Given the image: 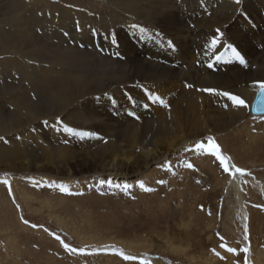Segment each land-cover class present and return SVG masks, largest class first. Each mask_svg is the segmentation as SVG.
Listing matches in <instances>:
<instances>
[{
  "label": "rangeland",
  "instance_id": "rangeland-1",
  "mask_svg": "<svg viewBox=\"0 0 264 264\" xmlns=\"http://www.w3.org/2000/svg\"><path fill=\"white\" fill-rule=\"evenodd\" d=\"M51 1L55 4L50 2L46 7L40 0L29 4L23 0H0V34L7 33L10 43L15 44L14 49L0 54V118L10 113L13 121H23L15 115H24L29 105L48 101L56 108L61 98L69 101L75 88L82 84L77 80L90 69L107 77L126 65L132 69L133 62L149 61L168 72L160 86L156 81L133 79L102 91L95 89L69 101L53 116L48 114L19 128L13 125L14 129L0 135L3 138L0 139L1 166L22 157L42 156L56 147L61 150H55L59 152L56 153L58 160L65 161L75 155L71 162L78 160L79 163L85 155L105 150L109 139L118 143L124 155L139 154L150 149L139 143L140 134L154 129L178 105L181 108L191 105L189 108L198 113L209 110L223 112V116H237L227 129L188 139L164 159L152 162L147 170L133 176H106L90 166L94 163L92 159L85 164L80 162L74 175L1 170L0 179L10 182L11 191L9 185L0 183V264H142L145 260L150 264H252L250 253L259 264H264V188L260 190L247 179L253 176L264 186V116L250 117L252 95L248 100L243 94L245 88L256 92L257 82L262 80L235 83L245 71L252 74L250 70L264 69V0H241L238 5L235 0H203V3L201 0H146L138 3V7L155 8L160 14L169 10L180 27L178 34L157 25V21L147 23L136 15H129V21L121 22L120 15L107 12L108 17L103 16L105 21L101 19L104 23L94 20V25L88 27L81 21L83 35L80 36L78 22L73 20L77 26L67 13L76 11L83 17L97 15L112 7L110 0ZM48 10L51 15H47ZM216 18L222 21L223 27L216 26ZM205 26L209 32L213 26L223 32V40L216 48L210 47L212 37H208L215 34L208 35V32L206 37L203 34ZM165 40H171L175 48L169 47ZM225 43L232 44L246 63L241 64L223 46ZM221 53L223 58L217 60ZM92 75L93 81L101 80ZM218 76L231 78L234 85L227 90L209 89L240 96L246 101L244 111L234 103L229 106L228 97L222 94L203 91L210 77ZM149 93L159 96L166 104L149 99ZM221 102L224 107L220 106ZM105 109L109 115H101ZM60 122L78 132L94 135L64 132ZM78 122L88 125L82 128ZM95 125L100 126L91 129ZM121 133L126 136L122 138ZM208 137L219 145L222 155L229 157L236 167L245 169L246 174L233 176L231 171L225 172L219 160L208 151ZM197 142H205L206 147L197 150ZM188 164L193 167H187ZM140 182L153 190L142 189ZM60 184L69 191H61ZM125 184L131 186L126 191ZM233 187L238 189V195ZM240 206L247 213L248 240L243 236ZM25 220L29 223H24ZM65 244L69 247L65 248ZM248 246L251 251L243 252ZM228 248L237 251L229 252ZM125 255L137 259L126 260Z\"/></svg>",
  "mask_w": 264,
  "mask_h": 264
},
{
  "label": "bare ground",
  "instance_id": "bare-ground-1",
  "mask_svg": "<svg viewBox=\"0 0 264 264\" xmlns=\"http://www.w3.org/2000/svg\"><path fill=\"white\" fill-rule=\"evenodd\" d=\"M25 2H27V4L34 2V1H38V0H23ZM43 3H46L45 0H40ZM146 2V0H110L112 7L108 10H103L102 13L97 14V15H91L88 16L85 14V17L81 16V14H78V12L76 11H70V13H67V17H71L72 21L76 20L79 24V35L80 36L82 34V22L84 20V24H86L88 27L89 25L93 24L92 22L94 20H97V22H99L101 19L104 20L103 16L108 17V13L110 15H120L121 18L119 20H124V21H129V15H136L140 18H142L144 21H146L147 23H155V21H157V25L159 26H163V28L167 29L168 31H170V29H173L174 31H178V32H174V33H179L180 31V27L177 23L174 22L173 18H172V14L171 12L166 11L165 14H160L159 11H156L158 9L152 8V9H148L145 8L143 5H141L140 7H138V3L141 2ZM152 1V0H150ZM154 1V0H153ZM165 1V0H164ZM206 1V0H205ZM213 1V0H212ZM50 2L52 4H55V2H52L51 0H48V3L50 4ZM109 2V3H110ZM191 2V1H190ZM208 2V1H207ZM228 2V1H227ZM232 2V1H231ZM245 2V1H244ZM247 2V1H246ZM253 2V1H252ZM46 3V7L49 6V4ZM230 3V1H229ZM234 3V2H233ZM186 4V3H185ZM197 4V3H196ZM206 4V3H205ZM12 5V4H11ZM43 5V4H42ZM202 5V4H201ZM204 5V4H203ZM238 5V4H237ZM248 5L245 4V6ZM250 5V3H249ZM91 6V5H90ZM187 6V4H186ZM193 6V4H192ZM195 6V5H194ZM234 6V5H232ZM244 5H242L243 7ZM244 6V8H245ZM258 6V5H257ZM54 8H56L57 6H53ZM209 7V6H208ZM229 7V6H228ZM231 7V6H230ZM236 8V4L234 6ZM259 7V6H258ZM157 8V7H156ZM160 8V7H159ZM232 8V7H231ZM234 8V9H235ZM248 8V7H247ZM261 8V7H260ZM18 9V8H17ZM48 9V8H47ZM78 9V8H77ZM121 10V12L123 11L124 13H120L117 11ZM195 9V8H194ZM249 9V8H248ZM251 9V8H250ZM249 9V10H250ZM67 10H76L74 8H67ZM93 10V9H92ZM186 10V9H185ZM228 10V9H227ZM3 11V10H2ZM79 11V10H78ZM194 10H192L193 12ZM231 11V10H230ZM236 11V10H235ZM234 11V12H235ZM254 11V10H253ZM108 12V13H107ZM191 12V13H192ZM237 12V11H236ZM250 12V11H248ZM47 15H51V12L48 10L47 11ZM202 13V12H201ZM29 14V13H28ZM179 14V13H178ZM220 14V13H219ZM229 14V13H228ZM201 15V14H200ZM206 15V14H205ZM244 15V14H243ZM251 15V14H250ZM115 16V17H116ZM117 16V17H118ZM182 16V14H181ZM220 16V15H218ZM241 16V15H240ZM63 17V16H62ZM114 17V16H112ZM114 17V18H115ZM194 17V16H193ZM192 17V18H193ZM223 21H225V17L221 16ZM233 17V16H232ZM230 17V18H232ZM254 16L252 15V18ZM70 18V19H71ZM96 18V19H95ZM114 18H110V19H114ZM197 19V17H195ZM194 18V19H195ZM207 18V17H206ZM220 18V17H217ZM216 18V19H217ZM245 18V17H244ZM195 19V21H196ZM199 19V18H198ZM202 19V18H201ZM221 19V18H220ZM176 20V18H175ZM183 20V19H182ZM241 20V19H240ZM70 21V22H72ZM73 21V22H74ZM102 21V20H101ZM105 21V20H104ZM113 21V20H112ZM111 21V22H112ZM117 21V20H115ZM192 21V20H191ZM200 21V20H199ZM250 21V20H249ZM77 22H74L75 24ZM103 22V21H102ZM109 22V21H108ZM107 22V23H108ZM197 22V21H196ZM195 22V23H196ZM206 22V21H204ZM203 22V23H204ZM215 22V21H214ZM222 21L220 20H216V26L218 24L219 28L223 27L221 24ZM243 22V21H242ZM96 23V22H95ZM104 23V22H103ZM106 23V26H107ZM110 23V22H109ZM198 23V22H197ZM202 23V21H201ZM207 23V22H206ZM224 23V22H223ZM16 24V23H15ZM97 24V23H96ZM182 24V23H181ZM199 24V23H198ZM197 24V25H198ZM232 24V23H230ZM247 24V23H246ZM50 25V24H49ZM77 25V24H76ZM94 25V24H93ZM100 25V24H99ZM103 25V24H102ZM114 25V24H113ZM152 25V24H151ZM189 25V24H188ZM195 25V24H194ZM201 26V24H199ZM206 25V24H205ZM208 25V24H207ZM206 25V26H207ZM236 25V24H235ZM78 26V25H77ZM156 26V25H155ZM204 26V25H203ZM205 26L204 30V35L206 33L209 32V28H207ZM209 26V25H208ZM215 26V27H216ZM250 26V25H249ZM73 27V26H72ZM76 27V26H75ZM87 27V29H88ZM96 27V26H95ZM104 27V26H103ZM109 27V24L108 26ZM151 27V26H150ZM231 27V26H229ZM234 27H237L234 26ZM240 27V26H239ZM245 27V26H244ZM260 27V26H259ZM84 28V27H83ZM149 28V27H148ZM201 28V27H200ZM213 30L211 32H209L208 35H210L211 33L215 34V30L217 28H214V26L212 27ZM242 28V27H241ZM92 29V27H91ZM105 29V28H104ZM195 29V28H194ZM198 29V27H197ZM239 29V28H238ZM244 29V28H243ZM249 29V28H247ZM120 30V29H119ZM125 30V29H124ZM123 30V31H124ZM129 30V29H128ZM127 30V31H128ZM201 30V29H200ZM202 30V31H203ZM236 30V29H235ZM90 31V30H89ZM110 31V30H109ZM132 31V30H131ZM137 31V30H136ZM202 31H200L202 33ZM237 31V30H236ZM252 31V30H250ZM116 32V31H115ZM118 32V31H117ZM139 32V31H138ZM263 32V31H262ZM147 33V32H146ZM164 33V32H163ZM191 33V31L189 32ZM238 33L240 34V32L238 31ZM92 34V33H91ZM120 34V33H119ZM128 34V33H127ZM248 34V33H247ZM254 34V33H253ZM83 35V34H82ZM118 35V33H117ZM204 35L201 37L204 39ZM207 35V34H206ZM205 35V37H206ZM9 35H7V33H2L0 34V54H5L8 50H12L15 48V44L12 45L9 41L8 38ZM123 36V35H121ZM183 36V35H182ZM242 36V35H241ZM86 38V36H84ZM162 37V36H161ZM188 37V36H187ZM208 37H212L208 36ZM207 37V38H208ZM240 37V36H239ZM251 36H249L250 38ZM254 37V35H253ZM124 38V37H123ZM143 38V37H142ZM189 38V37H188ZM36 39V38H35ZM90 39V38H89ZM121 39V38H120ZM177 39V38H176ZM200 39V38H199ZM252 39V38H251ZM254 39V38H253ZM71 40V39H70ZM126 40V38H125ZM175 40V39H174ZM184 40V39H183ZM210 40V39H209ZM166 41V40H165ZM179 40H177L178 43ZM194 41V40H193ZM205 41V40H203ZM208 41V40H207ZM233 41V40H232ZM65 42V41H64ZM127 42V41H126ZM202 42V41H201ZM210 42V41H209ZM86 43V42H85ZM176 43V42H175ZM201 44V43H200ZM21 45V44H20ZM26 45V44H25ZM117 45V44H116ZM122 45V44H121ZM178 45V44H177ZM64 46V45H63ZM20 47V46H19ZM105 48V47H104ZM148 48V47H147ZM185 48V47H184ZM221 48V47H220ZM23 49V48H22ZM25 49V48H24ZM75 49V48H74ZM88 49V48H86ZM93 49V48H92ZM187 49V48H186ZM200 49V48H198ZM255 49V48H254ZM183 50V48H182ZM191 50V49H190ZM252 50V49H251ZM112 51V50H111ZM184 51V50H183ZM186 51V50H185ZM10 52V51H9ZM8 52V54H9ZM168 52V51H167ZM180 52V51H179ZM193 52V51H192ZM199 52V51H198ZM215 52V51H214ZM226 52V51H225ZM104 54V53H103ZM246 54V53H245ZM169 56V55H168ZM254 56V54H253ZM79 57V56H78ZM185 57V56H184ZM92 58V57H91ZM186 58V57H185ZM20 59V58H19ZM86 59V58H85ZM213 59V58H212ZM188 60V59H186ZM190 60V59H189ZM182 61V60H181ZM262 61V60H261ZM38 62V61H37ZM140 62V61H139ZM139 62H133L131 64L132 69L129 68L128 65L124 66L123 68H120L119 71H115V73L113 75H108L103 76L105 74H103V72L100 71H96L94 70H89L88 73H86L84 76H82L81 78H79L77 80V82H82V84L78 87L75 88L74 94L72 96V98L69 100L72 102V100L74 101L76 98L78 97H82L87 93H91L93 92V90L97 89L96 91H102L104 89H107L109 86L114 85V84H119L122 82H128V81H132L133 79H143L145 81H156V84L160 86V84L162 85L163 81L162 78L164 79V77H166L167 75V70H162L161 68H159L158 66H156V64H153L149 61H142L141 63ZM186 63V62H185ZM204 63V62H203ZM234 63V62H233ZM46 64V63H45ZM62 64V63H61ZM123 66V65H121ZM251 66V65H250ZM19 69V68H18ZM213 70V69H212ZM86 71V70H85ZM103 71V70H102ZM252 72V74H249L248 72H244L243 76L241 77V79H239L236 82L239 81H243V80H247L245 82H252L253 80H263L264 78V69H259L257 68L256 70H250ZM108 72V70H107ZM182 72V71H181ZM204 73V71H203ZM238 73V72H237ZM44 74V73H43ZM67 74V73H66ZM82 74V73H81ZM91 74H96L97 76H99L101 78V80L97 83L95 81H93V75L91 76ZM107 74V73H106ZM239 74V73H238ZM241 74V73H240ZM208 76V75H207ZM237 76V75H236ZM247 76V78H246ZM95 77V76H94ZM236 78V77H235ZM186 79V78H185ZM75 81V80H74ZM165 81V80H164ZM167 83V82H166ZM9 84V83H8ZM80 84V83H78ZM1 85V83H0ZM234 82L231 80V78L229 79L226 76H218L217 78H212L210 77V81L209 83L206 84V88L209 89L210 87H219V88H227L228 86H233ZM238 85V84H237ZM247 85V83H246ZM52 86V85H51ZM241 87V86H240ZM181 88V87H180ZM229 88V87H228ZM244 88V87H243ZM56 89V88H55ZM179 89V88H178ZM234 89V88H233ZM176 90V89H175ZM227 90V89H226ZM236 90V89H234ZM244 90V91H243ZM243 94H245L244 96H246V98L249 100V97H251L250 99V103L254 98V95L256 92L253 93L252 90H249L247 88L243 89ZM257 90V89H256ZM155 91V89H154ZM219 91V90H218ZM222 91V89H221ZM224 91V90H223ZM237 91V90H236ZM120 92V91H119ZM195 93V92H194ZM220 93V92H219ZM223 93V92H222ZM60 94V93H59ZM160 94V92H159ZM233 94V93H232ZM48 95V94H47ZM62 95V93H61ZM186 95V94H185ZM214 95V94H213ZM217 95V94H215ZM222 96V95H220ZM42 97V96H41ZM65 97V96H64ZM215 97V96H214ZM217 97V96H216ZM223 97H225L223 95ZM221 98V97H220ZM67 99V98H66ZM195 99V98H194ZM215 99V98H214ZM217 99V98H216ZM219 99V98H218ZM95 100V99H94ZM107 100V99H106ZM109 100V98H108ZM121 100V99H120ZM209 100V98H208ZM221 101H224L222 98L220 99ZM226 100V99H225ZM39 101V100H38ZM69 101L65 100L64 98L60 99V104L56 106V108H53L50 106L49 103L47 102H42L40 104H34V105H29L27 108H25L26 113L23 115L21 114H14L17 118L22 117L23 121H21V119H18L17 121H13L12 117L13 115L10 113L5 114L4 116H2L0 118V135L11 131L12 129H14V127L19 128L20 126H24L27 123L30 122H34L38 119H41L43 116H47L48 114H51L50 116H53V114H55L58 111L63 110L67 104L69 103ZM102 101V100H101ZM172 101V100H171ZM217 101V100H216ZM229 101V106L232 105V101L230 99H228ZM96 102V101H95ZM92 101V103H95ZM119 102V101H118ZM214 102V101H213ZM97 103V102H96ZM108 103H110L108 101ZM107 103V104H108ZM173 103V102H172ZM217 103H219L217 101ZM89 104V103H88ZM103 104V102H102ZM111 104V103H110ZM123 104V103H122ZM166 104V103H165ZM170 104V103H169ZM179 104V103H178ZM188 104V103H187ZM210 104V103H209ZM228 104V103H227ZM85 105L86 104H83ZM91 105V102H90ZM94 105V104H92ZM109 105V104H108ZM118 105V104H117ZM128 105V104H127ZM173 105V104H172ZM182 105V104H181ZM219 105V104H218ZM216 106L219 108V106ZM223 106L224 104H220V106ZM100 106V105H99ZM112 105H109V107L111 108ZM116 106V105H115ZM150 106V105H149ZM191 106V105H190ZM189 106V107H190ZM198 106V105H197ZM237 106V105H236ZM90 107V106H89ZM103 108H106L104 106H102ZM108 107V108H109ZM168 107V106H167ZM170 107V106H169ZM189 107H184L181 108L178 106H175L172 110V112L166 117L165 120H161V122H159V124L157 123V125L154 127V129H150L147 132H143L140 134L139 143H142L141 145H144L147 147L150 146V149L145 150L144 152H140L139 154L136 155H124V153L121 151V149L117 146L118 143H115V141L113 139H109L108 140V145L105 147L106 149H99V150H95L93 153H90L89 156L87 157L86 155L84 157L81 158V164H85L87 163L86 160L92 159L94 160L93 166L91 163V167H93L94 170H97L99 173H103L106 174V176H112V174H118L122 176H133L135 175L136 172L138 171H142L143 169L147 170L146 168L152 164V162L157 161V160H161L162 158L164 159V157L166 155H168L169 153H171L176 147L181 146L182 144H184L186 142V140L188 139H196L199 136H204V135H211V133H213L214 131H221L222 129H227V127L229 125L234 124L235 120H236V116L235 114H229L223 116V112H218V113H211L209 110L208 111H204V110H199L198 111H194V109L192 110ZM224 107V106H223ZM225 107H227V105L225 104ZM239 107V106H238ZM88 108V107H87ZM94 108V107H93ZM106 108V109H108ZM121 108V107H120ZM124 108V107H123ZM128 108V107H127ZM158 108V107H157ZM165 108V107H164ZM217 108V109H218ZM236 108V107H235ZM242 108V110L244 111V107H240ZM92 109V108H91ZM99 109V108H98ZM105 109V112H106ZM129 109V108H128ZM163 109V108H162ZM166 109V108H165ZM171 109V108H170ZM198 109V108H197ZM224 109V108H223ZM90 110V108H89ZM93 110V109H92ZM116 110V109H115ZM155 110V109H154ZM168 110V108H167ZM220 110V109H219ZM229 110V109H228ZM237 111V109H234ZM81 111H83V109H81ZM91 111V110H90ZM102 111V110H101ZM141 111V110H140ZM162 110H160L161 112ZM166 111V110H165ZM171 111V110H170ZM239 111V110H238ZM92 112V111H91ZM103 112V111H102ZM101 113L102 114H107L109 115L107 112L105 113ZM234 112V111H233ZM110 113V112H109ZM162 113V112H161ZM165 113V112H164ZM167 113V112H166ZM169 113V111H168ZM228 113V112H227ZM231 113V112H230ZM243 113V112H242ZM111 114V113H110ZM130 114V113H129ZM242 115V114H241ZM240 115V116H241ZM61 116V115H60ZM15 117V118H16ZM118 117V116H117ZM160 117V116H159ZM93 119V118H92ZM143 119V117H142ZM71 120V119H70ZM52 121V120H51ZM47 122V121H46ZM263 122V121H262ZM264 123V122H263ZM262 123V124H263ZM45 124V123H44ZM79 126H81L82 128L87 127V122L86 123H82V122H78L77 123ZM14 125V127H13ZM36 125V124H35ZM100 125H95L93 126L91 129L95 130L94 127H98ZM261 126V125H260ZM57 129V128H55ZM50 130V129H49ZM20 131V130H19ZM22 131V130H21ZM79 131V130H78ZM100 132V131H99ZM47 133V132H46ZM50 133V132H49ZM102 135V134H101ZM89 136V135H88ZM120 136L123 138L124 135L123 133L120 134ZM127 136H130L129 134H127ZM13 138V137H12ZM129 139V138H126ZM15 140V139H14ZM13 140V141H14ZM94 140V139H93ZM144 140H146L144 142ZM148 143V144H147ZM14 144V143H13ZM105 145V144H104ZM18 148V147H17ZM57 148V147H56ZM51 149V151H47L46 153H44L42 156H29V157H22L21 160H18L16 162L11 161L10 163L5 162L7 164L4 165H0V171L3 170H7V171H21V170H31L28 171L29 173H33V171H41L40 173H45V174H65V175H74V169L77 167V165L80 164V162L78 163V160L75 161V163L71 162L72 159L75 157V155H70V157L66 158L65 161H61L58 160V158H56V153L61 152V150L58 149ZM68 149V148H67ZM86 149V148H85ZM107 149H110L111 152H109ZM55 150L59 151L56 152ZM88 150V149H86ZM139 150V149H138ZM19 151V150H18ZM22 151V150H21ZM55 151V152H54ZM63 151V150H62ZM136 151V150H135ZM65 152V151H64ZM126 152V151H125ZM23 153V152H22ZM61 155V153H60ZM84 155V154H83ZM18 156V155H17ZM16 158V157H15ZM78 159V158H77ZM8 160V159H7ZM11 160V159H10ZM198 160V159H197ZM163 162V161H162ZM82 166V165H81ZM82 169V168H81ZM85 169V168H83ZM83 171V170H82ZM78 172V171H76ZM81 172V171H79ZM82 173V172H81ZM88 173V172H86ZM93 173V172H92ZM90 175V174H89ZM124 177V178H125ZM135 177V176H134ZM83 178V177H82ZM237 178V176H236ZM129 179V177H128ZM133 179V178H132ZM248 181L253 184L255 187L259 188L260 190H262V188H264V186H261V182L256 181L253 176H250L249 178H247ZM54 180V179H53ZM148 180V179H147ZM236 180V179H235ZM130 181V180H129ZM232 184V183H231ZM235 188V193L236 195H238V189L236 187ZM18 191V190H17ZM228 191V190H227ZM233 191V190H231ZM15 193V192H14ZM229 193V192H228ZM263 194V193H262ZM234 195V194H233ZM235 196V195H234ZM236 198V197H235ZM242 200V199H241ZM237 205V204H236ZM226 206V205H225ZM235 206V205H234ZM240 223H242L244 229L247 226V213L245 212L244 208L242 206H240ZM239 215V214H238ZM256 215V214H255ZM259 215V214H258ZM250 216V215H249ZM252 217V216H251ZM263 218V217H262ZM252 219V218H251ZM259 220V219H258ZM261 222V221H260ZM259 222V223H260ZM13 230V229H12ZM259 230V229H258ZM250 231V230H249ZM251 234V233H250ZM13 235V233H12ZM247 235L246 232H244V237ZM262 235V234H261ZM242 236V237H243ZM12 237V236H11ZM248 240V239H246ZM12 248V247H11ZM249 252L251 251L250 246H248ZM254 249V248H253ZM261 249V248H260ZM251 254V253H250ZM249 254L252 264H259L260 262L258 261V259L255 257V259L252 258V256ZM257 254V253H256ZM248 256V255H247ZM213 257V256H212ZM210 259V258H209ZM212 259V258H211ZM250 260V259H249ZM259 262H257V261ZM218 262V261H217ZM160 263V261H159ZM229 264V263H228Z\"/></svg>",
  "mask_w": 264,
  "mask_h": 264
},
{
  "label": "snow or ice",
  "instance_id": "snow-or-ice-1",
  "mask_svg": "<svg viewBox=\"0 0 264 264\" xmlns=\"http://www.w3.org/2000/svg\"><path fill=\"white\" fill-rule=\"evenodd\" d=\"M201 3H203V0H201ZM235 3L236 4H240L241 3V0H235ZM134 27H139V26H134ZM141 31H145V30L144 29H141ZM65 35H67V34L65 33ZM223 36H224L223 32H221V30L219 28H217L215 30V35H213L212 38H211V40H210V47L216 48L217 45L221 44V42L223 40ZM165 43L169 47L175 48V45L173 44V42L171 40H167ZM223 46L226 49L230 50L232 52V54L237 59L240 60V63L241 64H245L246 63V61L244 60L243 56L237 51V49L232 44L225 43ZM223 56H224V53H221L220 55H218L216 57V59L217 60H220V59L223 58ZM211 66L212 65H209V67H211ZM257 83L259 85V91H260V93L262 95H264V81H259ZM188 87H191V85H188ZM203 91L214 92L217 95L222 94V95L228 97V99H230L235 105L240 106V107L246 106V101L243 98H241L240 96L231 94L229 92L219 93L215 89H204ZM129 99H131V97H129ZM149 99H154L155 101H157L159 103L165 104V101H163L159 96H154L151 93H149ZM113 103H115V101H113ZM144 106L145 107H148L147 104H145ZM132 115H135V114L132 113ZM57 120L60 121V118L58 117ZM44 123H47V122L45 121ZM60 123H61V127H62V129H63L64 132H67V133H70V134H76V135H80V136L94 135V133L78 132L77 129L72 128V127H69L67 124H63L62 122H60ZM33 131H34V129H33ZM0 139H3V138L0 137ZM195 147H196L197 150L204 149L206 147V143L205 142H197V144L195 145ZM207 148H208V151H210L219 160V163L223 167V169H224L225 172L231 171V174L233 176H235L236 174H240V175L246 174V170L245 169H241L239 167H236L234 164L231 163V160H230L229 157L224 156V155L221 154L220 149H219V145H217L214 142V140H213L212 137H208V140H207ZM170 167L171 166L169 165V168ZM187 167H193V165L188 164ZM248 174H250V173H248ZM0 183H4L6 185H9V191H11L10 182L7 179H0ZM109 183H111V182H109ZM159 183H165V181H159ZM117 187H119V185H117ZM129 187H131V186L130 185H127V184H125L123 186V188H124L125 191ZM140 187L142 189L147 190V191H152L153 190V189H146L143 182H140ZM59 188L63 192H68L69 191V189L65 185H63V184H60L59 185ZM24 223L27 224L29 222L27 220H25ZM33 227H36V225H33ZM245 232H247V226L245 227ZM57 239H59V237H57ZM245 239H247V235L245 236ZM64 247L65 248H68L69 246L67 244H65ZM227 250L229 252H236L237 251L234 248H228ZM242 251L245 252V253H247L249 251V249L247 247H245L244 249H242ZM120 254L121 255H124L123 252H121ZM124 259H126V260H135V259H137V257L125 255L124 256ZM142 264H150V262L145 260V261L142 262Z\"/></svg>",
  "mask_w": 264,
  "mask_h": 264
},
{
  "label": "water",
  "instance_id": "water-1",
  "mask_svg": "<svg viewBox=\"0 0 264 264\" xmlns=\"http://www.w3.org/2000/svg\"><path fill=\"white\" fill-rule=\"evenodd\" d=\"M248 112H249L250 117H253V118L264 116V95L260 93L259 88L256 90L254 98L250 103Z\"/></svg>",
  "mask_w": 264,
  "mask_h": 264
}]
</instances>
